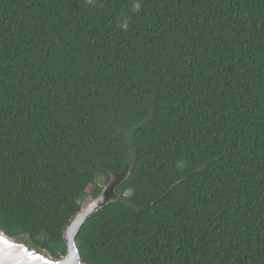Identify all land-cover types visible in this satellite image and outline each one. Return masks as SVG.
<instances>
[{"label":"trees","instance_id":"obj_1","mask_svg":"<svg viewBox=\"0 0 264 264\" xmlns=\"http://www.w3.org/2000/svg\"><path fill=\"white\" fill-rule=\"evenodd\" d=\"M85 264H264V0H0V231Z\"/></svg>","mask_w":264,"mask_h":264},{"label":"water","instance_id":"obj_2","mask_svg":"<svg viewBox=\"0 0 264 264\" xmlns=\"http://www.w3.org/2000/svg\"><path fill=\"white\" fill-rule=\"evenodd\" d=\"M124 172L103 190L100 197L94 200L70 221L64 229V241L67 254L54 258L48 252H41L24 241L10 237L0 231V264H85L77 244V236L88 219L103 209L116 195L117 188L128 178Z\"/></svg>","mask_w":264,"mask_h":264},{"label":"rangeland","instance_id":"obj_3","mask_svg":"<svg viewBox=\"0 0 264 264\" xmlns=\"http://www.w3.org/2000/svg\"><path fill=\"white\" fill-rule=\"evenodd\" d=\"M114 182V181H113ZM112 181L107 183V179L105 177H101L99 180H98V185H100L103 190L106 189L110 184L113 183ZM94 198L92 197H86L84 198L82 201H81V206L83 208H86L87 206H89L92 202H94Z\"/></svg>","mask_w":264,"mask_h":264}]
</instances>
